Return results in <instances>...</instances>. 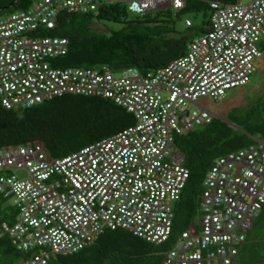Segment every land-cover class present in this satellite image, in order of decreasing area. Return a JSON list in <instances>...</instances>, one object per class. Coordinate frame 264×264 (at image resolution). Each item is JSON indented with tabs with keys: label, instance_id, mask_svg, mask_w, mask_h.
Instances as JSON below:
<instances>
[{
	"label": "built area",
	"instance_id": "built-area-1",
	"mask_svg": "<svg viewBox=\"0 0 264 264\" xmlns=\"http://www.w3.org/2000/svg\"><path fill=\"white\" fill-rule=\"evenodd\" d=\"M186 0H35L0 16V101L21 110L62 94L109 99L134 123L66 156L53 158L40 141L0 148V238L25 254L17 264H51L92 246L105 230L122 229L159 245L188 169L175 136L210 122L199 97L214 100L250 81L262 56L264 0H211L208 30L179 57L147 74L135 67H59L66 37L41 35L61 12L96 14L120 3L130 16ZM190 24L189 20L185 21ZM186 111V114L184 113ZM218 156L200 195V217L163 252L160 264H236L239 248L264 204V140ZM13 169L22 170L20 177ZM12 210L2 214L4 207ZM10 219V221H8ZM11 222V223H10Z\"/></svg>",
	"mask_w": 264,
	"mask_h": 264
},
{
	"label": "trees",
	"instance_id": "trees-1",
	"mask_svg": "<svg viewBox=\"0 0 264 264\" xmlns=\"http://www.w3.org/2000/svg\"><path fill=\"white\" fill-rule=\"evenodd\" d=\"M13 1L0 0V12L27 9L34 0H18L5 8ZM210 1L186 0L176 11L167 8L141 16H128L120 3L105 4L96 14L61 12L55 28L35 32L68 39L67 53L51 61L56 66H106L115 72L135 67L147 74L181 56L195 36L208 30ZM218 1L235 3L237 0ZM183 13H200L201 24L194 29L192 21L185 19L190 21L185 24L188 33L178 30L174 17ZM94 17L122 21L123 26L109 34L97 31L91 27ZM133 123L131 113L109 99L96 96L62 94L21 110L6 109L0 101V148L40 141L50 156L59 158ZM234 123L237 129L212 117L206 125L175 136L174 143L185 157L188 178L174 205L172 229L166 241L155 247L122 229L105 230L92 246L67 256L77 258L74 264H160L163 252L173 246L183 230L199 220L203 181L214 159L252 143L254 137L264 139V120L260 125L248 123L246 118ZM254 227H259L260 241L240 247L236 264H264V204L251 229ZM242 252L248 253V257L240 259ZM24 257L5 236L0 238V264H17Z\"/></svg>",
	"mask_w": 264,
	"mask_h": 264
},
{
	"label": "rangeland",
	"instance_id": "rangeland-1",
	"mask_svg": "<svg viewBox=\"0 0 264 264\" xmlns=\"http://www.w3.org/2000/svg\"><path fill=\"white\" fill-rule=\"evenodd\" d=\"M241 3H247L251 0H239ZM16 9H12L10 11H3L0 12V16L7 15L10 12L15 11ZM130 16V14L128 15ZM176 21V26L178 30L188 33V28L185 26L186 22L185 19H190L193 23V28L196 29L198 25L201 24V15L193 14V13H183L179 14L177 17H174ZM123 26L122 21H115L111 19H107L105 17L96 18L94 17L92 20V29L97 31H102L107 34L110 33L111 30L120 29ZM264 59H262L261 63H257L256 72L251 76V81L245 85L237 86L229 89L227 92L229 93L227 100H228V109L232 110L233 104L237 103L240 107L236 110L237 114H240L243 120L246 118L247 122L253 125H260L261 122L264 120ZM231 94H234L233 97ZM259 97V98H258ZM258 99V100H257ZM235 102V103H233ZM196 105H192V108L195 109L196 107L200 106L202 108L207 109L211 112L212 116L219 120V111L222 107L219 104V101L214 100L209 97H199L195 101ZM250 104L249 106H246ZM247 115V117H246ZM227 122V121H225ZM244 124V122L242 123ZM228 125V122H227ZM233 129H237L236 127H232ZM13 172L18 176L22 177L23 172L19 169H13ZM12 209L9 206L4 207V211H11ZM2 215H0L1 217ZM259 227H254L250 230L249 239L250 242L252 241H260ZM152 244V243H151ZM252 244V243H251ZM153 245V244H152ZM156 247V245H153ZM154 247V248H155ZM90 253L87 254V258L90 259ZM240 259L244 257H248V253L242 252L240 253ZM22 259V258H21ZM71 257L69 256H59L58 259L51 260V264H66L70 261ZM238 263L239 260L237 259Z\"/></svg>",
	"mask_w": 264,
	"mask_h": 264
},
{
	"label": "crops",
	"instance_id": "crops-1",
	"mask_svg": "<svg viewBox=\"0 0 264 264\" xmlns=\"http://www.w3.org/2000/svg\"><path fill=\"white\" fill-rule=\"evenodd\" d=\"M259 48L262 50V56L260 58H258V59L255 60V62H254L255 70H254L253 74L256 72V69H257V66L256 65H257V63H261L262 59H264V39H262L261 42L259 43ZM250 81H251V78H250ZM228 95H229V93L226 92L225 96L223 98H221V99L218 100L219 101V104L221 103L220 105L222 106L220 108V111H219V120L222 121V122H224V123H226V124L228 122V126H230L232 128V127H236V125H235L234 122H237V121H240L241 122L243 120V118H242V116L240 114H237V112H236V110L238 109V107H240L239 104L233 102L235 104H233L232 110H229L228 109V100H227ZM231 95L233 97H235L234 94H231ZM249 105L250 104H247L246 106H249ZM246 117H247V115H246ZM225 121H227V122H225ZM254 138H259V137H254ZM259 139H261V138H259ZM262 140H264V139H262ZM250 230H251V228L249 229L248 233H250ZM249 242H250V239L247 237V240H245V242L241 245V247H244L245 244H248ZM57 259H58V257H57ZM76 259H77L76 257H71L70 261H68L66 264H74V263H77V260ZM236 259H237V257H236Z\"/></svg>",
	"mask_w": 264,
	"mask_h": 264
},
{
	"label": "water",
	"instance_id": "water-1",
	"mask_svg": "<svg viewBox=\"0 0 264 264\" xmlns=\"http://www.w3.org/2000/svg\"><path fill=\"white\" fill-rule=\"evenodd\" d=\"M17 1H18V0H14L12 3L7 4V5L5 6V8H10V7H12ZM0 11H1V9H0ZM184 113L186 114V111H185Z\"/></svg>",
	"mask_w": 264,
	"mask_h": 264
},
{
	"label": "bare ground",
	"instance_id": "bare-ground-1",
	"mask_svg": "<svg viewBox=\"0 0 264 264\" xmlns=\"http://www.w3.org/2000/svg\"><path fill=\"white\" fill-rule=\"evenodd\" d=\"M34 1H35V0H34ZM34 1H33V2H34ZM19 10H21V9H19ZM16 11H18V10H15V11H13V12H10L9 14L14 13V12H16ZM9 14H7V15H9ZM3 16H4V15H3Z\"/></svg>",
	"mask_w": 264,
	"mask_h": 264
},
{
	"label": "clouds",
	"instance_id": "clouds-1",
	"mask_svg": "<svg viewBox=\"0 0 264 264\" xmlns=\"http://www.w3.org/2000/svg\"><path fill=\"white\" fill-rule=\"evenodd\" d=\"M1 217H2V216H1ZM1 217H0V218H1ZM1 219H2V218H1ZM3 219H4V218H3Z\"/></svg>",
	"mask_w": 264,
	"mask_h": 264
}]
</instances>
